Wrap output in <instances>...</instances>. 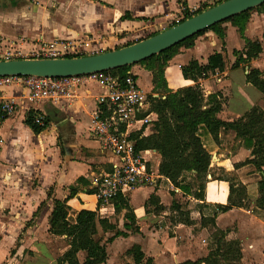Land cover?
<instances>
[{
  "label": "crops",
  "instance_id": "obj_1",
  "mask_svg": "<svg viewBox=\"0 0 264 264\" xmlns=\"http://www.w3.org/2000/svg\"><path fill=\"white\" fill-rule=\"evenodd\" d=\"M221 1L0 0V61L8 54L13 59L29 58L39 49L40 41L73 42L83 57L118 50L169 29L183 15V6L193 15ZM219 28L223 39L212 31L197 37L189 48L181 47L163 71L167 89L176 92L196 85L184 79L182 68L192 61L207 66L211 56L222 55L224 70L209 73L199 85L206 100L216 97L221 102L217 117L229 123L244 118L254 108L264 111V93L247 80L251 71H258L264 80V14L251 12L242 34L231 22ZM245 39L259 42L263 52L249 64L235 67V52L245 50ZM128 74L136 78L146 97H156L153 71L146 65L131 66ZM26 94L19 85L0 88V105L7 101L17 104L14 114L0 117V264H59L70 240L49 232L55 201L66 203L71 224L82 211L96 213L94 239L106 251L103 264H135L130 253L134 247L154 264H205L213 231L201 221L214 217L218 206L228 205L230 195L228 183L215 173L222 169H232L239 176L249 207L217 213L216 226L225 232L227 241L241 244L242 264H264V211L256 207L264 167L257 171L254 165L246 164L253 160L252 149L237 141L234 131H221L218 141L202 137L211 155L210 171L203 184L195 175H184L182 185L189 186L190 193L159 176L156 187L138 188L123 197L130 212L122 208L116 211L114 205H100L93 194L95 182L118 163L91 134L99 99L107 90L87 81L71 100L36 104L29 103ZM30 117L43 118L47 128L35 133L27 123ZM147 117L149 122L137 124L133 134L148 137L154 133L158 117L150 108ZM147 152L158 170L160 155ZM153 196L157 205L150 202ZM174 203L190 213L192 225L173 222L176 214L170 208ZM159 208L163 209L158 213ZM100 220L112 229L104 230ZM118 233L123 235L117 237ZM77 259L84 264L87 253L79 252Z\"/></svg>",
  "mask_w": 264,
  "mask_h": 264
},
{
  "label": "trees",
  "instance_id": "obj_2",
  "mask_svg": "<svg viewBox=\"0 0 264 264\" xmlns=\"http://www.w3.org/2000/svg\"><path fill=\"white\" fill-rule=\"evenodd\" d=\"M227 0L221 1V4ZM215 5V6H216ZM214 7V6H213ZM212 7L204 10H199L195 14L186 12L184 19H190L197 14H200ZM257 11L264 14V5L241 14L235 18L228 20L239 28L242 34L245 24L250 18V13ZM183 22V21H182ZM226 23V22H225ZM224 24V23H222ZM222 24H218L199 35L186 40L180 45L165 51L164 53L152 57L142 63L153 71V94L159 95L154 97L149 95L147 101L150 105V111L157 115L158 120L154 123V133L151 136L144 137L141 133L132 135L135 142L136 152L155 151L161 157L159 164V174L165 179L169 180L176 188L182 189L185 193H190L189 186H183V177L185 174L195 175L201 182L209 174L211 165V155L206 150L202 137L211 136L215 141H218L219 133L221 131H234L236 133L237 141H243L246 149H252L253 160L247 161L246 164H252L257 171H262L264 167V111L259 108H254L244 118L234 122H223L218 119L217 115L220 113L222 104L217 101L216 97H209L205 99L203 90L199 85V81L208 77L209 73L215 71H223L225 67V59L220 54H215L208 59L207 66H201L197 61H192L188 66L182 68V75L184 79L194 82V87L181 89L176 92H171L167 89V83L164 78L163 68L165 63L178 52L181 47L189 48L192 46L193 41L209 32H214L219 38L223 39V32L219 28ZM157 34H153L155 36ZM150 36V37H152ZM246 47L242 52H235L237 57L235 67L240 64L247 65L252 59L257 58L262 52L263 48L257 41H250L245 39ZM129 44L127 46H130ZM162 64L157 71L150 67L149 63ZM130 67H125L119 70L121 75L116 76L121 80L128 77ZM110 72L103 74L108 75ZM130 76V75H129ZM134 80L135 77L131 76ZM247 80L249 83L258 88L264 93V80L260 78L258 71H251ZM161 93V94H159ZM1 118H6L5 114L0 112ZM29 126L35 131L40 133L46 127H40L35 124V118L30 117L27 122ZM203 184V182H202ZM200 188H203V185ZM240 188L230 185V195L228 205L218 206L217 213H227L233 208L246 207L245 200H247V191L243 185ZM238 195L240 200L233 201L234 195ZM258 200L256 207L264 211V178L258 183ZM198 196V195H197ZM152 205H157L158 201L153 196L150 200ZM113 205L115 210L121 208L130 212L128 201L123 197H118ZM163 208L157 209L161 212ZM170 210L176 214L173 222L190 226L192 221L190 213L182 210L180 204L174 203ZM217 213L212 218L202 219L201 223L204 227H210L213 231L211 250L209 257L204 260L205 264H217L215 257L218 256L224 261H231V254L235 253V259L242 264L243 248L238 241H227L226 234L220 231L215 223ZM68 207L66 203L55 201L54 209L50 218L49 232L56 236H66L69 241V250L59 260V264H80L77 259L79 252H86L87 259L84 264H103L107 260V254L103 247L95 241L97 234V215L95 212L82 211L78 214L75 224L67 221ZM129 220L134 221V217L129 214ZM100 226L104 230L112 229L104 220L99 221ZM123 234L118 233L119 237ZM215 246L216 250L212 249ZM223 251V247H225ZM134 257L135 264H154L153 260L146 258L139 247H134L130 252ZM197 264V263H196Z\"/></svg>",
  "mask_w": 264,
  "mask_h": 264
},
{
  "label": "built area",
  "instance_id": "obj_3",
  "mask_svg": "<svg viewBox=\"0 0 264 264\" xmlns=\"http://www.w3.org/2000/svg\"><path fill=\"white\" fill-rule=\"evenodd\" d=\"M186 12L183 6L181 14L184 15ZM188 13L191 14L189 11ZM183 15L176 18L170 24V28L182 23L185 19ZM81 56L83 57V54L77 44L56 40L40 41L39 49L30 53L27 59L57 60ZM13 58L8 54L5 61L26 59L21 56ZM87 81L99 84L108 92L99 99L100 108L95 114L91 134L102 150L117 157L118 163L113 166L110 173L101 175L95 182L93 194L100 205H113L118 197H126L135 189L156 187L160 176L152 164L150 153L136 152L135 142L132 139L135 126L149 122L147 113L150 105L137 81L129 74L125 80H121L103 73L61 79L2 77L0 88L22 86L27 91L25 99L31 104H36L46 100L53 102L62 99L71 100L75 97L76 91ZM16 108L17 104L13 101L2 102L0 112L10 116L15 113ZM35 124L40 127L48 125L43 118H36Z\"/></svg>",
  "mask_w": 264,
  "mask_h": 264
},
{
  "label": "water",
  "instance_id": "obj_4",
  "mask_svg": "<svg viewBox=\"0 0 264 264\" xmlns=\"http://www.w3.org/2000/svg\"><path fill=\"white\" fill-rule=\"evenodd\" d=\"M264 5V0H227L182 23L118 50L57 60L0 61V78L61 79L102 74L135 66L200 33Z\"/></svg>",
  "mask_w": 264,
  "mask_h": 264
},
{
  "label": "rangeland",
  "instance_id": "obj_5",
  "mask_svg": "<svg viewBox=\"0 0 264 264\" xmlns=\"http://www.w3.org/2000/svg\"><path fill=\"white\" fill-rule=\"evenodd\" d=\"M204 9H206L205 7L204 8H202L201 10H204ZM103 53H105V52H103ZM101 54V53H100ZM82 57V56H81ZM85 57V56H84ZM149 65H150V67L151 68H153L154 69V72L155 73H157L158 71V69L160 68V67H162V64H157V63H149ZM119 75H121L120 74V72H116V71H113V72H111V73H109L108 74V76H110V77H116V76H119ZM153 76H154V73H153ZM159 94H161V93H159ZM159 95H156V97H158ZM234 121H236V120H233L232 122H234ZM216 174H219V175H217L218 177H222V179L224 180V181H226L227 183H228V186H229V188H230V185H233L234 187H238V188H240L239 187V185H242L240 182H239V176L236 174V173H234V171L232 170V169H230V171H225V169H222V171L220 172V171H216L215 172ZM217 176H214L215 178L217 177ZM239 196L236 194V195H234V198H233V201H234V203H235V201L237 202L238 200H240V198H238ZM259 197V196H258ZM258 197H257V200H258ZM257 200H256V203H257ZM184 202V201H183ZM245 202V204H246V208H248L249 207V204L247 203V200H245L244 201ZM184 206H185V203H184ZM183 206V207H184ZM216 247L213 245L212 246V249L214 250L213 252H215V249ZM225 248H226V246L225 247H223V251H225ZM221 257V256H220ZM220 257H218V256H216L215 257V260L217 261V264H238V263H240V262H238L236 259H235V253H232L231 254V258L230 259H232L231 261H224L223 259H221Z\"/></svg>",
  "mask_w": 264,
  "mask_h": 264
}]
</instances>
